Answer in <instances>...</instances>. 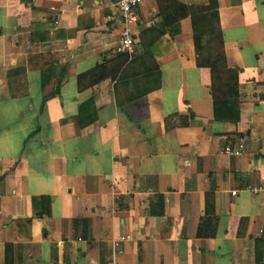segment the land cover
<instances>
[{
    "label": "crops",
    "instance_id": "obj_1",
    "mask_svg": "<svg viewBox=\"0 0 264 264\" xmlns=\"http://www.w3.org/2000/svg\"><path fill=\"white\" fill-rule=\"evenodd\" d=\"M177 2L217 9L238 121ZM135 16L128 54L113 0H0V264H264V0Z\"/></svg>",
    "mask_w": 264,
    "mask_h": 264
},
{
    "label": "trees",
    "instance_id": "obj_2",
    "mask_svg": "<svg viewBox=\"0 0 264 264\" xmlns=\"http://www.w3.org/2000/svg\"><path fill=\"white\" fill-rule=\"evenodd\" d=\"M183 11L182 15H176V9L169 7V13L173 20L182 16H190L192 21L194 48L196 52V63L198 66L210 68L211 95L213 101L214 120L238 121L240 118V94L238 90V70L229 67L223 49V37L218 24L217 9L208 4L186 5L177 2ZM169 19V18H168ZM164 17V24L171 21ZM125 59L127 56L125 55ZM47 74V73H46ZM46 83L42 81V86ZM160 71L157 69L153 74V84L148 86L144 92L136 94L140 96L159 87ZM39 203L38 214H49L50 196L43 195L36 198ZM216 219L215 216H206L207 222Z\"/></svg>",
    "mask_w": 264,
    "mask_h": 264
},
{
    "label": "built area",
    "instance_id": "obj_3",
    "mask_svg": "<svg viewBox=\"0 0 264 264\" xmlns=\"http://www.w3.org/2000/svg\"><path fill=\"white\" fill-rule=\"evenodd\" d=\"M143 0H113L114 5L119 10L121 18L123 20V27L121 29V39L118 46V51L122 53L131 54L136 48V41L134 40L131 32V25L135 22V8L137 5L142 3ZM243 151V146L241 143L238 145H226L220 151L223 155H239ZM262 188L252 187L246 188L249 191H259ZM236 191H232L235 194ZM120 239H124L123 236Z\"/></svg>",
    "mask_w": 264,
    "mask_h": 264
}]
</instances>
